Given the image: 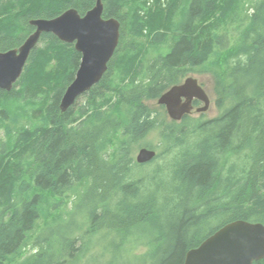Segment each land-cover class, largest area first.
Wrapping results in <instances>:
<instances>
[{"label": "trees", "instance_id": "16d2710c", "mask_svg": "<svg viewBox=\"0 0 264 264\" xmlns=\"http://www.w3.org/2000/svg\"><path fill=\"white\" fill-rule=\"evenodd\" d=\"M96 1L0 0V50L32 20ZM102 2L120 41L66 111L82 54L53 33L0 89V264H184L227 223L264 224V0ZM198 72L214 79L217 116L175 121L147 103ZM141 146L156 157L138 163Z\"/></svg>", "mask_w": 264, "mask_h": 264}, {"label": "water", "instance_id": "95a60500", "mask_svg": "<svg viewBox=\"0 0 264 264\" xmlns=\"http://www.w3.org/2000/svg\"><path fill=\"white\" fill-rule=\"evenodd\" d=\"M103 2L81 15L69 8L51 19H35V31L25 42L8 51L0 50V89L11 90L22 76L32 49L43 33H53L67 43H74L82 54L80 66L72 83L67 87L60 108L66 111L84 93L103 77L108 69L121 36V24L115 17L103 16ZM203 102L199 113L208 110L211 98L197 77L188 76L182 83L173 85L159 98L171 120L180 121L191 114L194 101ZM157 151L142 147L137 153L138 163H147L156 157ZM264 258V224L235 220L219 228L198 247L189 250L184 264H254Z\"/></svg>", "mask_w": 264, "mask_h": 264}, {"label": "rangeland", "instance_id": "374dc122", "mask_svg": "<svg viewBox=\"0 0 264 264\" xmlns=\"http://www.w3.org/2000/svg\"><path fill=\"white\" fill-rule=\"evenodd\" d=\"M163 53L164 52H166L165 51V49L162 51ZM158 53H155V55H157ZM191 75H193V76H195V77H197L198 78V80H199V82H200V84L205 88V90L207 91V93L209 94V96H210V98H211V104H210V106H209V108H208V110L207 111H205V112H202V113H198L195 109H194V111H193V113H192V115L193 116H204V118H213V117H215V116H217V114L219 113V109L217 108V106H216V104H215V98H216V96H215V93H214V90H213V87H214V79H213V77H212V75L211 74H208V73H206V72H198V73H191V74H189L188 76H191ZM188 76H186L184 79H183V81L188 77ZM147 103H150V106H154V107H157V108H159V106H160V104H158L157 103V101H149V102H147ZM200 106H203V103H200L199 105H198V107H200ZM167 117H169L168 116V113H167ZM169 119H170V117H169ZM143 141H149V142H151L152 144H157V142H159V138H158V133L157 132H153V133H151L149 136H147V138L145 139V140H143ZM142 147V146H141ZM138 151H139V147L136 149V151H135V156H137V153H138ZM33 249H34V247L31 245V244H29L28 246H27V249H26V251H24V258L27 256H29V255H31V253L30 252H33ZM94 250L95 251H100L101 250V248L100 247H95L94 248Z\"/></svg>", "mask_w": 264, "mask_h": 264}, {"label": "flooded vegetation", "instance_id": "af4514ba", "mask_svg": "<svg viewBox=\"0 0 264 264\" xmlns=\"http://www.w3.org/2000/svg\"><path fill=\"white\" fill-rule=\"evenodd\" d=\"M200 103H202V102H200V101H198V100H195V101H194L195 107H198V105H199Z\"/></svg>", "mask_w": 264, "mask_h": 264}]
</instances>
